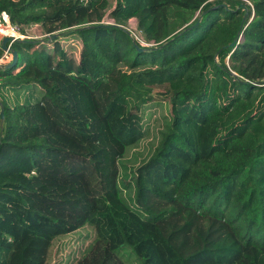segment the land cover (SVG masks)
<instances>
[{
    "label": "trees",
    "instance_id": "16d2710c",
    "mask_svg": "<svg viewBox=\"0 0 264 264\" xmlns=\"http://www.w3.org/2000/svg\"><path fill=\"white\" fill-rule=\"evenodd\" d=\"M109 1L0 0L25 39L96 26L0 69V264L71 235L70 264H264V0H115L145 52L89 25Z\"/></svg>",
    "mask_w": 264,
    "mask_h": 264
},
{
    "label": "rangeland",
    "instance_id": "374dc122",
    "mask_svg": "<svg viewBox=\"0 0 264 264\" xmlns=\"http://www.w3.org/2000/svg\"><path fill=\"white\" fill-rule=\"evenodd\" d=\"M222 3H225V2H222ZM114 5H115V0H110L108 11L106 13L107 15L104 17V19L99 24L96 22H92L89 25L113 24V21L109 18L108 14L111 11V9L114 7ZM3 27H6V25ZM123 27L130 32L131 38L134 41H136L140 45V47H142L143 49H147L150 47L149 44H145L140 40V37L136 31L135 20H130ZM10 28H12V27L10 26ZM75 28H81V27H75L70 22V27L68 29H65L62 31H57L54 34L64 33L67 31H71ZM69 35L70 34L65 35L66 37L62 36V37H64L61 40L62 44L72 43V41H70L71 37ZM18 37H19V35H18ZM32 38H37V37H32ZM73 42H75V41H73ZM60 46H61V44H60ZM10 61H11V56L10 55L6 56L4 54L2 59L0 60V64H7ZM225 63H226V65H228L227 62H225ZM211 78H212V75H209L210 80H211ZM222 91L225 95H228L231 92L233 93V91L230 89V84L228 81H226V84L224 85V88ZM208 94L210 95V97L212 99L216 100V91L214 90V86L212 84L208 90ZM218 107H219V105H218ZM166 112H167L166 106H163L161 109L159 107H157V108H150L149 107L145 110H142V119L144 122H146L149 125V128H151V126L155 123V120L162 118V115L165 114ZM162 122L164 123V121H162ZM10 175L14 176L13 173H11ZM80 232L82 233V231H80ZM75 240H76V236L71 235V236H67V238H65V239L56 241L52 245L50 251L48 252L47 260L45 263L46 264H70L71 262L77 260L80 257V254L85 251L89 241L86 240L85 243L83 245H81V244L77 243ZM46 254H47L46 253V246L43 243L38 242V241H29L25 244H22L17 249L16 257H15L13 264H42ZM122 258L125 261V264H139L135 260V258H133L132 256H129L125 252L123 253Z\"/></svg>",
    "mask_w": 264,
    "mask_h": 264
},
{
    "label": "water",
    "instance_id": "95a60500",
    "mask_svg": "<svg viewBox=\"0 0 264 264\" xmlns=\"http://www.w3.org/2000/svg\"><path fill=\"white\" fill-rule=\"evenodd\" d=\"M243 9L245 11L244 13V16H243V20H242V23H241V28H240V31L238 32V37L236 38V40H234V42H232L228 47L229 48H232L235 43L237 42V40L239 39V37L242 35L241 33V30L243 28V24H244V20H245V17L247 16V9L245 6H243ZM100 27H108V28H116L120 31H123L124 33H126L127 35H129L131 37V34L130 32L125 29L123 26H120V25H115V24H108V25H98ZM96 26H88V27H84V28H76V29H73L71 31H67V32H64V33H58V34H51V35H47L41 39H36V40H31V39H25V38H16V37H12V36H4V37H1L0 38V49L11 56V61L7 64H0V69L2 70H7V69H11L13 68L17 61H18V53L17 51L11 49V45L13 43H49V42H52L58 38H61L62 36H65V35H68L70 33H76V32H79V31H82L84 29H87V28H94ZM241 33V34H240ZM134 41V40H133ZM134 48L137 50V52H145L146 50L139 47V45L134 41ZM234 77H236L234 74H232ZM264 82V79L263 81ZM246 83V82H245ZM3 124H4V114H3V107L2 105H0V135H2V132H3Z\"/></svg>",
    "mask_w": 264,
    "mask_h": 264
},
{
    "label": "bare ground",
    "instance_id": "6f19581e",
    "mask_svg": "<svg viewBox=\"0 0 264 264\" xmlns=\"http://www.w3.org/2000/svg\"><path fill=\"white\" fill-rule=\"evenodd\" d=\"M5 25L6 27H3ZM0 33H1L0 37H4V36L18 37L15 30L13 28H10V25L8 24V19L5 24H0Z\"/></svg>",
    "mask_w": 264,
    "mask_h": 264
},
{
    "label": "built area",
    "instance_id": "2783aa9c",
    "mask_svg": "<svg viewBox=\"0 0 264 264\" xmlns=\"http://www.w3.org/2000/svg\"><path fill=\"white\" fill-rule=\"evenodd\" d=\"M7 19H8V16L5 14V13H2L1 14V17H0V24H5L6 22H7ZM8 22H9V20H8ZM9 24V23H8ZM16 38H23V37H16ZM6 56L8 55V54H6V53H4Z\"/></svg>",
    "mask_w": 264,
    "mask_h": 264
}]
</instances>
